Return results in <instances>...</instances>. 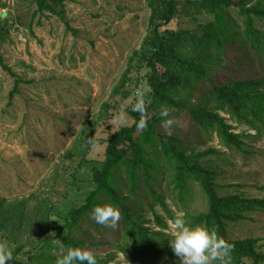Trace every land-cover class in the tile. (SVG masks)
<instances>
[{
	"label": "rangeland",
	"instance_id": "rangeland-1",
	"mask_svg": "<svg viewBox=\"0 0 264 264\" xmlns=\"http://www.w3.org/2000/svg\"><path fill=\"white\" fill-rule=\"evenodd\" d=\"M181 1L179 27L193 28L211 17L197 12L191 0ZM62 5L63 18L49 11L36 12L34 0H0V15L6 12L5 17L0 16V24L7 29L0 51L4 62L20 78L18 92L9 98L16 77L0 66V198H30L34 194L31 202L47 196L57 202L66 179V198L55 206V211L65 213L93 188L87 184L89 161L101 159L103 141L120 126L131 123L127 109L136 102L137 91L147 90L143 79L147 70L141 69L139 83L132 81L126 85L130 90L128 97L111 95L129 57L142 48L150 12L146 0H64ZM242 44L246 45L239 41L228 44L221 61L210 69L209 78L200 82L196 97L231 79H264V64ZM133 62L138 60L135 58ZM131 75L134 78L137 74L133 71ZM122 109L123 124L119 121ZM220 113L235 132L245 129L252 134L242 137L249 152L224 147L215 133L212 140L206 141L205 133L198 131L185 109L169 111V118L174 120L170 133L199 144L201 149L214 146L223 151L226 161L219 166L223 170L219 183L236 184L249 197H264V126L262 132L255 134L249 125L237 122L224 111ZM158 127L169 133L162 121ZM68 151L72 157L66 156ZM158 189L169 211L157 203L154 208L163 215L167 233L168 221L184 214L185 208L197 212L204 207L203 195L197 188L187 207L175 203L165 186ZM138 192L136 206L142 205L148 219L146 224L159 228L148 205L153 200L142 188ZM89 216L78 225L81 238L87 241L82 247L91 249L98 257L108 258V264H179L175 254L165 255L162 260L135 257L132 261V246L123 239L120 220L114 227H105ZM6 232L0 230V241L6 242ZM232 234L258 236L264 250V210L247 211V217L232 227ZM49 236L56 242L52 233ZM168 238L165 239L169 244ZM7 245L9 250L15 247L10 241ZM30 248L26 244L9 264H28ZM243 264L252 262L246 259Z\"/></svg>",
	"mask_w": 264,
	"mask_h": 264
},
{
	"label": "trees",
	"instance_id": "trees-1",
	"mask_svg": "<svg viewBox=\"0 0 264 264\" xmlns=\"http://www.w3.org/2000/svg\"><path fill=\"white\" fill-rule=\"evenodd\" d=\"M63 1L34 0L36 12L49 11L63 18ZM182 2L146 0L150 12L147 35L142 48L134 50L129 57L111 95L128 97L130 90L126 85L132 81L137 85L140 70L146 69L143 79L147 85L144 91L147 127L142 130L136 127L140 113L129 107L127 115L131 123L120 126L103 141L101 159L89 161L87 184L93 188L81 202L69 207L65 213L55 211V206L66 198V179L62 197L57 202L48 196L34 198L31 202L34 194L30 198H0V230L7 231L6 243H14L15 247L10 249L12 256L29 244L28 264L55 261L59 249L49 233L66 247H82L87 241L80 236L79 223L90 218L94 205L108 203L120 212L123 239L132 246L131 260L135 261V257L162 260L165 255L174 254L165 239V219L154 208L157 203L169 211L158 189L165 186L173 201L183 207L188 206L195 189H199L204 198L203 209L191 212L185 208L184 218L190 224L215 230L218 236L231 242L234 247L230 264H243L246 259L252 264H264V250L258 243L260 237L232 234V227L247 217V211L264 210V197H249L236 188V184L219 183L223 174L219 166L226 161L225 153L220 149L214 146L201 149L199 144L183 141L175 133L161 132L158 127L163 120L159 116L162 107L169 111L185 109L198 131L205 133L206 141L212 140L215 133L224 147L249 152L242 137L252 134L245 129L235 132L234 126L220 111L249 125L255 129V134L262 132L263 77L231 79L213 85L201 97H196V93L200 82L209 78L210 69L221 61L228 44L246 43L242 45L251 49L259 63L264 64V0H191L197 12L211 15L193 28H181L177 24V17L183 10ZM6 35L7 29L0 24V47ZM135 58L137 63L133 62ZM0 66L16 77L8 95L12 98L19 90L20 78L4 62L1 51ZM133 71L137 74L134 78ZM66 156L72 157L71 152L68 151ZM229 186L235 190H227ZM138 188L153 200L148 205L157 229L146 224L148 219L142 205L136 206L135 198H140ZM169 216L173 217L172 213L169 212ZM98 264H108V258L98 257Z\"/></svg>",
	"mask_w": 264,
	"mask_h": 264
},
{
	"label": "clouds",
	"instance_id": "clouds-1",
	"mask_svg": "<svg viewBox=\"0 0 264 264\" xmlns=\"http://www.w3.org/2000/svg\"><path fill=\"white\" fill-rule=\"evenodd\" d=\"M145 93H135L136 102L132 105L133 112L140 113V119L135 121L138 129L147 127L145 119ZM159 116L163 118L162 126L169 132L174 120L169 118V109L162 107ZM121 124L124 122L123 109L119 116ZM91 218L99 225L114 227L120 218V212L115 206L102 203L91 209ZM169 231L166 234L172 252L179 259V264H230V253L234 245L218 236L215 230L188 223L183 214H178L168 221ZM59 249L54 264H98L97 255L86 247L65 246L56 240ZM13 259L12 252L4 241H0V264H9Z\"/></svg>",
	"mask_w": 264,
	"mask_h": 264
},
{
	"label": "water",
	"instance_id": "water-1",
	"mask_svg": "<svg viewBox=\"0 0 264 264\" xmlns=\"http://www.w3.org/2000/svg\"><path fill=\"white\" fill-rule=\"evenodd\" d=\"M1 17H5L6 16V12L5 11H3L2 13H1V15H0Z\"/></svg>",
	"mask_w": 264,
	"mask_h": 264
}]
</instances>
